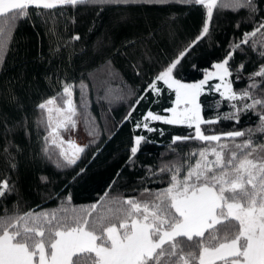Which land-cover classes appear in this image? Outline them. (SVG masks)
<instances>
[{"label": "snow or ice", "instance_id": "snow-or-ice-1", "mask_svg": "<svg viewBox=\"0 0 264 264\" xmlns=\"http://www.w3.org/2000/svg\"><path fill=\"white\" fill-rule=\"evenodd\" d=\"M169 4L202 9L204 15L199 31L187 43L174 47L143 89L129 90V97L136 96L137 91L140 94L119 125L132 121L137 106L149 93L155 97L163 93L165 89L159 86L161 82L167 90L174 92L172 106L163 109L164 114L149 109L134 122L132 141L125 149L128 157L124 162V167L134 170L142 145L155 143L143 134H135L137 130L159 132L163 136L164 130L153 127V122L187 127L191 130L188 135L173 136L167 145L168 151L160 153L158 166H143L145 177L140 178V183L146 178L151 180L167 175L168 179L163 181L167 186L144 187L138 196L110 198L108 191L114 181L103 197L83 208L67 206L71 204V193L55 209L40 210L37 206L22 212L13 205V211L9 212L6 205H0V264H264V140L258 142L255 139L257 133L264 134V62H261L264 61V0H0V53L5 50L7 38L19 22L35 17L47 24L48 14L53 10L71 8L75 11L78 7H92L103 11L105 6L111 5L151 7ZM222 9L234 13L245 10L246 19L237 21L235 28L238 31L241 23H251L252 30L242 32L239 38L233 37L223 59L213 62L212 70H205L198 82L184 83L176 79L174 72L193 48L206 38L211 41L212 29L216 27L214 12ZM58 15L65 14L60 12ZM177 18L175 13L168 16L169 21ZM69 20L73 25L77 22L75 16ZM126 20L127 17H121L122 22ZM49 34L54 35V32L49 30ZM169 36L175 38L171 27ZM80 39V34L74 33L63 46ZM134 43L129 42V46ZM246 47L251 48L258 60L252 62L253 71L245 77L250 59L242 60L235 67L231 62L237 53L247 56ZM54 51L58 53L60 47ZM141 59L152 60L146 46ZM4 63V56L0 55V69ZM132 67L139 76L140 65ZM242 79H247L246 87L235 90L234 82ZM210 80L218 82L206 87ZM59 83L61 92L36 105L41 115L34 123L46 131L41 155L58 171H64L78 165L82 154L96 143V132L89 129L91 139L86 145L63 138L62 129H76L78 112L73 100L75 85L66 81ZM81 87H84L82 82ZM209 92L218 94L220 99L214 101L217 114L206 118L200 98ZM224 102L229 111L220 113ZM4 104L14 106L20 112L24 106L10 89L0 91V128L3 129L0 135L5 140L2 152L13 160L10 149L19 152L20 147L8 136L19 128H23L26 136L30 133L27 117L11 121L3 111ZM249 112L258 118L255 128L220 133L209 128L208 132L212 134H206L202 127L216 125L222 120L239 124L241 115ZM44 113H47L46 120ZM85 123H88L87 119ZM190 141L204 146L183 155L174 147L178 142ZM53 147L58 152L52 151ZM169 154L175 158L164 162L163 157ZM95 158L96 154H93L92 159ZM9 166L16 169L15 164ZM86 167L72 176L69 183H75ZM116 175L119 178L121 172ZM10 179L8 175L0 178V201L16 191V184L10 183ZM39 179L41 183L49 182L47 176Z\"/></svg>", "mask_w": 264, "mask_h": 264}, {"label": "trees", "instance_id": "trees-1", "mask_svg": "<svg viewBox=\"0 0 264 264\" xmlns=\"http://www.w3.org/2000/svg\"><path fill=\"white\" fill-rule=\"evenodd\" d=\"M60 12L65 15L59 16ZM97 12L100 14L96 15ZM172 13L178 17L175 21L168 20ZM203 15L200 8L193 10L176 4L151 7L111 5L105 6L103 11L92 7H78L75 11L71 8L53 10L48 14L47 24L35 17L19 22L18 27L7 38L5 50L0 53L5 60L3 68L0 69V91L10 89L20 98L24 106L23 112L7 104L2 106L3 111L11 121H19L22 116H26L30 135L26 136L23 128H19L8 136V139H12L20 147L19 152L15 148L10 149L13 160L3 154L5 140L0 135V178L8 175L11 178L10 183L16 184V191L0 201V205H6L9 212L13 211V205H17L22 212L37 206H40V210L55 209L71 193V204L67 206L83 208L103 197L114 181V186L108 191L110 198L138 196L144 187H166L167 184L163 181L168 179L167 175L153 177L151 180L146 178L140 183V178L145 177L143 166H158L161 163L160 153L168 151L167 145L172 137L188 135L190 129L153 122V127L164 130L163 136L159 132L137 130L135 134H143L155 143L142 145L134 170L124 167L128 157L125 149L131 144L134 122L149 109L164 114L162 110L172 106L174 92L167 90L161 82L159 86L165 89L163 93L159 97L149 93L137 106L132 121L119 125L130 105L135 103L140 94L137 91L136 96L129 97V90L143 89L145 82L159 70V66L172 54L174 47L195 37ZM71 16L76 17L75 25L69 20ZM121 17H127V20L122 22ZM246 17L245 10L238 13L229 9L214 12L216 27L212 29L211 41L206 38L193 48L174 72L175 78L184 83L201 80L204 71L210 70L213 62L223 59L225 49L233 37L239 38L242 32L252 30L251 23H241L238 31L235 28L236 22L245 20ZM170 27L175 31V38L169 36ZM49 30H52L54 35L49 34ZM74 33H79L81 39L67 47L63 46V42ZM132 41L135 43L129 46ZM58 46L60 51L55 53L54 50ZM145 46L151 52V61L141 59ZM245 52L247 56L237 53L231 64L235 67L242 60L250 59L244 73L246 77L253 71L252 62H257L258 58L251 48L246 47ZM134 64L140 65L139 76L133 70ZM233 80L235 81L234 77ZM59 81L85 83L88 111L97 130L96 143L82 154L77 166L64 171H58L52 162L41 155L45 130L38 128L34 123L40 116L36 105L42 99L61 92ZM247 83V79L234 82V89H243ZM212 84L213 81H209V86L206 87ZM218 99V94L210 92L201 96L206 118L217 114L214 101ZM154 100L157 102L154 103ZM228 111L227 102H224L219 112ZM257 123L258 118L249 112L241 115L239 124L222 120L216 125L202 127L206 134H212L208 132L209 128H212L214 133H220L255 128ZM2 132L3 129L0 128V133ZM110 135L112 139L109 140ZM255 139L258 142L264 140V134L257 133ZM203 146L200 142L190 141L178 142L174 147L183 155ZM93 154H96L94 160ZM174 158L169 154L163 157V161ZM10 164H15L16 169L12 170ZM85 166V173L78 177L75 183L70 184L72 176ZM117 172H121L119 178ZM40 176H47L49 182L41 183ZM133 189H136V192H133Z\"/></svg>", "mask_w": 264, "mask_h": 264}, {"label": "rangeland", "instance_id": "rangeland-1", "mask_svg": "<svg viewBox=\"0 0 264 264\" xmlns=\"http://www.w3.org/2000/svg\"><path fill=\"white\" fill-rule=\"evenodd\" d=\"M212 70V69H210ZM213 81V84L218 82L216 80H210ZM84 87H81V82L74 84V92H73V100L76 103L77 106V112L78 115L75 118L77 120V127L75 130L69 128L68 130H61V135L63 138L67 141L69 139L75 140L80 145H86L89 144V141L91 137L88 135L89 129H94L96 132L95 140L97 139V130H96V124L94 122L93 117L88 111V94H87V87L84 82H82ZM194 83V82H193ZM175 99V94H174ZM173 99V101H174ZM60 107H63V104L58 101L57 102ZM41 115V114H40ZM44 119H47V113H44ZM57 119L56 114H53V120ZM85 119L88 120V123H85ZM46 135V131H45ZM52 151L58 152V149L53 147Z\"/></svg>", "mask_w": 264, "mask_h": 264}]
</instances>
